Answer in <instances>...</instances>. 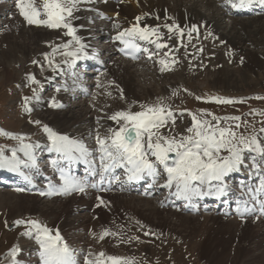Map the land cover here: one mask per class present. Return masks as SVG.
<instances>
[{
    "label": "bare ground",
    "instance_id": "1",
    "mask_svg": "<svg viewBox=\"0 0 264 264\" xmlns=\"http://www.w3.org/2000/svg\"><path fill=\"white\" fill-rule=\"evenodd\" d=\"M36 1L37 0H20L15 7L22 13L25 20L30 19V16L35 14L34 16L37 18L29 23L31 25H40V28L43 27L46 29L54 27L53 22L49 21V26H47L43 25V20H41V24H35V21L39 18H47L49 13L59 14L65 26L64 31L70 40H68L69 49H67L66 53L71 55L74 59L81 56L83 52L87 55H92L88 50L89 45H91L93 41L97 43L98 40L101 42L104 41L107 32H110L111 35H116L140 24L141 28L147 33L154 34L162 40V43L166 47L164 49L166 50V54L170 55L169 57L159 56L160 52L157 47L150 48V55L155 56L153 58L155 61L154 63L157 64L156 69L158 73L156 74L158 78H163L164 71L177 67L182 60L186 59L190 63H195L196 65L200 56L198 53L203 50L206 52V55L214 57V62L212 61L210 64V66L218 70L214 84L222 89L236 90L240 84L249 82L252 79L251 75L264 70V12L255 13L259 15L254 16V14L252 15L253 17H247L246 19H238L230 11L223 8V6L227 4H241L242 7H245L247 4L258 0H122L119 3H113L107 0H72L71 2L65 0L66 4L63 6L60 4L62 2L57 0V2H54L50 7L45 6L44 2L42 5H39L38 2L42 0ZM1 4L2 3H0V14L4 9L11 11V3H9L7 7H2ZM258 6L261 7V3H259ZM57 8L59 12H56ZM64 8H69L71 13L68 15L63 14L62 9ZM90 9H92V11ZM96 11L106 13L112 21L106 25L100 22L96 26L90 28L93 31V33H90L89 28L86 26L87 21H91L94 16L96 17V14H94ZM115 13H118V17L113 20L112 17ZM43 14L46 16L42 17ZM11 17L9 22L5 23L6 28L13 19L18 20L15 16ZM16 24L18 25V23ZM18 28L20 27L18 26ZM29 33H31V35ZM28 34L30 36H28ZM20 35H27L35 41L43 38L46 32L42 30H32L28 33H20ZM212 38L217 39V44L213 42ZM193 42L196 44L201 43L199 52L184 53L190 49ZM9 43L13 46L15 45L10 39ZM72 43L76 44L74 48L72 47ZM213 43L216 44V46L213 45ZM19 45H21L19 49L24 53H32V47L27 42H23ZM180 50L184 51V54L181 53V55L178 56V51ZM102 52H104L108 59V76L106 77L103 74L99 76V78L103 81H107L109 80L108 78H111L110 85L113 89H117V91L115 90L116 92L120 90L123 91L128 97V99L125 98L127 100L121 99V101L125 100L126 103L127 101L130 103L132 100L137 102L141 100L140 93L143 94V97L146 95L147 98L156 96L157 92H155L152 87L143 88L137 84V78L140 79V77L144 80L148 78L152 80L156 79L155 77L152 78L153 75H149V72L140 74V69L139 71L135 69V67L144 68L141 67V64H130L116 58L112 55L110 50H101L98 54L101 55ZM1 54H3V52H1ZM202 55H205V53ZM4 58H6V56ZM230 59L242 65L243 71L240 75H237L234 70L229 69L228 64L231 62ZM147 67L151 68L150 65ZM5 72L7 77L10 76L7 69ZM53 75L54 74H52V76ZM4 77L5 74L0 72V78ZM49 77H51V75L47 76V78ZM185 77L184 74L177 75V79L182 82L186 81ZM172 86L173 84L163 87L162 93L170 91V87ZM61 101H63L61 115L60 113V116L58 113H51L53 115L52 119L56 123L64 126H69L68 123L71 120V124L75 125L76 115L80 113V116L78 115L80 123H78L82 124L83 127H78L74 132L70 133L67 131L69 127H67L66 130L54 132L57 137L69 133L70 136L78 142L66 143L73 148L66 151L58 146V148H54L56 153H64L69 163L73 162L72 154L82 157L92 156L90 160H87L88 164L98 166L102 170L103 168H108L110 165H114L115 167H127L129 171H134V173L131 174L135 176L134 180L142 179L145 175L144 173L142 175L137 173L140 168L144 170L145 161L150 162L154 170L157 169V164L161 165L163 171L161 173H163V175L158 176L157 180L161 194L157 198L151 199L153 196H149L150 192L147 191L146 193L147 185L142 187L138 192H132L128 187H122L110 192H105L106 190H103L104 192L101 193H93L92 191L86 193L84 191V185L77 184L74 189H71L68 186L70 185L69 183L62 181L68 184L67 187L69 190L66 191L68 197L54 198L52 204L51 202L49 203L51 205H47L46 202L43 201L41 202L38 196L31 195L32 201H30L28 196L25 197L27 199L17 197V206L19 210L31 209L33 212H37L39 209L46 208L52 216L55 215L57 217L56 219L64 224L65 228L72 227L74 232L78 227L77 223L84 224V227L87 225L86 228L88 231L92 232L89 234V238L94 237L95 239L93 244H90L94 249H98L97 245H100L97 244L98 242L102 244L107 241L108 243L111 242V239L119 234V230L120 232L123 231V233H129L128 231H130V227L132 226L131 220L133 222L137 221L151 224V211L154 212L155 210L154 213L157 216L164 218V220L160 222L162 224V231H166V227H170L171 225L168 218L164 215L172 213L171 215L177 218V220L187 217L189 224H199L200 230H202V240L200 241L199 248L203 250V253L206 252L205 254H207L208 251H211L209 247L212 245L215 258L218 260L215 263L218 264H222L223 261L225 263L230 257L232 258L228 253V251L233 252V249H230V245L239 247L243 242H249L245 244L248 246L251 244L254 245L256 242L251 241L264 236V231L260 229L261 226L264 225L263 219L259 217L249 219L228 217L227 215H223L220 209L216 207V203L213 202L215 197L223 195L225 192H228V199H232L235 189L234 180L231 179V177H234V175L242 177L248 176L250 179L256 177L257 182H260L261 185L264 179V165L262 162L260 166H258L256 162L254 164L252 163L251 170L248 171L246 165L243 163L242 157L236 152H232L231 155L227 157L220 156L218 159H211L206 164L207 166L203 168H196L194 164L184 163L182 158L177 159L181 157L179 154L176 155L177 158L175 161L169 162V157L167 161H165L164 157L157 152L159 148L152 147L150 143H145L144 138L140 139V134L146 135L147 130L145 128L138 129L135 126L123 124V114L122 118H119L120 120L117 118L112 119L111 117L101 119L105 122H99L100 118L96 117V119H94V114H92L93 117L90 116V113H92V106L88 108L83 107L79 102H71L70 104L67 100ZM82 104L86 103L83 102ZM118 114H116V116L119 117ZM114 115L115 114H113V116ZM94 120H96V122ZM132 127L137 129L138 139L136 143H109L110 140H121L127 130ZM254 143H257V145L264 150V129L261 136H258ZM251 151L257 159L259 156L264 155V151L260 152L257 149H254L253 152L252 146ZM17 154H20L23 161L29 163H31V158L35 157L33 151L26 148L21 149ZM17 160V157L12 156L6 157L3 161L0 160V169L4 168L1 167L4 164L8 166L11 164V167L16 168L13 172L20 176H15L16 186L20 187L24 193L30 195L33 193L30 190L33 188V185L28 181V178L30 176H35L38 172L33 171L27 173V175L23 174L22 171L17 169ZM136 165L138 166L137 169L134 167ZM158 173L159 172H157V175ZM47 177L50 178L52 175H47ZM106 178H108L107 175ZM130 178L131 176H125V182ZM26 181L27 184H25ZM63 183L60 184V187L65 185ZM226 189L228 190L225 191ZM33 190L39 196L44 195L41 189L33 188ZM143 196L146 197L142 198ZM9 198L10 195L3 194L0 201L8 202L10 200ZM168 200H171L170 205L167 203ZM180 200L182 205L179 206ZM28 202L29 206L26 208L20 206L25 205V203L28 204ZM190 202L194 204L193 209L187 210L186 206ZM232 207L234 210L231 212H235L234 203ZM91 211L93 214H87L88 212L91 213ZM70 216L73 218L72 221H68ZM45 217L48 218L47 216ZM230 218H233V221L237 224L235 228L232 226L234 223L229 220ZM52 226H54V224ZM78 243H80L81 246H86L82 237L78 238ZM47 245H49V247L45 249L47 251H42L40 258L43 260V264H63L68 260L67 254L71 256L72 249H67L66 246L61 243L48 242ZM226 246L230 247L225 248ZM248 246L243 247L242 252L251 250V246ZM75 248H73L74 254L75 251H77L80 255L85 256L83 251H80L77 247ZM25 253H20L15 259H9V262H11V264H37L38 259L29 261ZM92 256L93 258L95 257L94 260L97 259V261L95 260L96 264H104L103 258H101V260L99 257L96 258V256ZM236 256L238 257L237 254ZM85 258L86 256L82 260V264H90Z\"/></svg>",
    "mask_w": 264,
    "mask_h": 264
},
{
    "label": "rangeland",
    "instance_id": "2",
    "mask_svg": "<svg viewBox=\"0 0 264 264\" xmlns=\"http://www.w3.org/2000/svg\"><path fill=\"white\" fill-rule=\"evenodd\" d=\"M43 2L47 6L57 0H42L38 3L42 5ZM60 2L63 3L65 0H60ZM62 3H60L61 6H63ZM21 15L22 13L16 12L15 18L18 20L13 19L7 28L5 23L9 22L12 17L10 19L0 17V72L5 74L4 78H0L1 159L16 156L21 149L25 148L34 149L36 154L41 155V146L52 140L50 138L52 132L66 130L69 127L67 131L70 133L78 127H83L79 124L80 113H78L79 116L76 115L75 125L71 124V120L68 123L69 126H64L52 119L51 113L61 115V100L66 98L70 104L75 101H71L68 95L57 93L62 91L45 86L46 74H49L48 72L64 59V51L57 47L67 42V35L53 33L43 27V29L34 27L29 22L37 18L35 14L30 16L32 19H28L29 21ZM45 16V14L42 15V17ZM41 20H43V25L49 26L48 18H39L35 24H41ZM32 30L45 31L46 35L35 41L28 37L31 33L28 36L20 35V33H28ZM9 39L14 42L15 47L9 43ZM212 40L217 44L215 38ZM23 42H27L32 47V53H24L19 49L21 46L19 44ZM214 43L213 45L216 46ZM200 44L193 42L187 52L178 51V56L183 52L198 53ZM204 53L205 55H202ZM198 54L200 56L196 65L186 59L182 60L177 67L164 71L163 78L157 77L158 70L155 64L151 65V68L142 64L141 67L144 68L135 67L138 71L140 69V74L149 72V75H153L152 78H156L155 80L137 78L138 85L143 88L152 87L157 92L155 97L147 98L146 95L143 97L140 93L141 100L137 102L131 100L130 103L128 101L126 103L125 100L128 97L121 90L116 92L117 89H113L110 85L111 78H108L107 81H101V86L94 88L97 93H93L86 100L79 99L76 102L81 103L83 107L91 108L92 106L90 116L93 117L92 114H94V119L100 118L99 122H105L101 120L103 118L121 119L123 114V124L137 126L140 129L146 128L148 130L146 135H141L138 130L140 139L144 138L145 143L150 142L152 147L159 148L157 152L164 157L165 161L171 156L177 158L176 155L179 154L181 157L177 159L182 158L184 163L203 168L211 159H218L220 156L227 157L237 151L249 164V149L252 143L253 152L254 149L264 151L257 143H254L264 129V70L251 75L252 79L240 84L236 90H226L214 84L218 71L210 66L214 57L206 55L204 50ZM230 60L229 69L240 75L243 71L242 65ZM6 69L10 74L9 78L5 72ZM178 74H184L186 81L178 80ZM172 84L170 91L162 93L163 87ZM121 99L125 100L121 101ZM83 102L86 104H82ZM100 134L102 135L101 132ZM246 156L248 157L245 158ZM260 165L262 164H258ZM246 168H248L247 165ZM19 190L0 189V199L3 194L10 195L8 202L0 201V264H11L9 259L16 258L20 253L25 252L30 261L36 255L35 249L41 240L39 236H47L49 232L46 229L49 228H53L51 229L53 236L62 239L67 244L78 246L80 249L87 248V259L89 258L87 262L89 261L90 264H96L95 260L97 261L92 255L99 259L103 258L104 264H214L218 261L212 245L209 247L211 251L207 254L199 248L202 230L199 224H189L187 217L177 220L171 215L172 213L164 215L171 225L166 227V231H162L160 222L164 218L157 216L154 213L155 210L151 211V224L131 220L132 226L129 233L119 230V234L115 235L111 242L107 241L104 244L98 242L97 244H100L97 245L98 249H94L90 244H93L95 239L94 237L89 238L92 232L88 231L87 225L84 227V224L77 223L75 233L72 227L65 228L64 224L58 221L55 215L52 216L46 208L39 209L37 212L31 209L19 210L17 197L27 199L25 197L28 196L32 201L31 195ZM40 200L46 202L47 205L52 204V201L49 204L48 200L45 201L43 198ZM20 206L26 208L29 202ZM72 220L70 216L68 221ZM229 220L232 222L234 219ZM232 223L235 228L237 224L235 221ZM260 229L264 231V225ZM79 237L83 238L87 246L83 247L78 243ZM251 242L256 243L251 244L252 246L245 245L249 242H243L239 247L230 245L233 252L228 251V253L232 258L230 257L225 263L223 261L222 264H264V236ZM245 246H251V250L242 252Z\"/></svg>",
    "mask_w": 264,
    "mask_h": 264
},
{
    "label": "water",
    "instance_id": "3",
    "mask_svg": "<svg viewBox=\"0 0 264 264\" xmlns=\"http://www.w3.org/2000/svg\"><path fill=\"white\" fill-rule=\"evenodd\" d=\"M128 138L131 139L132 137L129 136Z\"/></svg>",
    "mask_w": 264,
    "mask_h": 264
}]
</instances>
